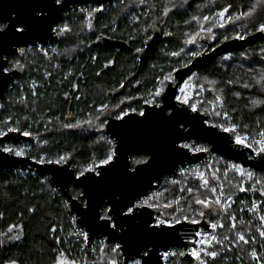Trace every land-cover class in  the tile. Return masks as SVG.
<instances>
[{"label": "trees", "instance_id": "obj_1", "mask_svg": "<svg viewBox=\"0 0 264 264\" xmlns=\"http://www.w3.org/2000/svg\"><path fill=\"white\" fill-rule=\"evenodd\" d=\"M123 1L102 7L95 3L77 5L64 13L59 22L67 23L72 29L66 37H59L53 44L25 48L30 51L24 56L15 52L7 57V69L16 68L15 62H23L21 64L24 72L7 88L4 98L0 99V105L3 106L0 107V129L6 131L8 127H18L21 133L29 131L35 142L9 140L1 145L2 149H23L24 156L36 161L56 160L60 156H67L71 159L72 168L79 175V172L93 161L98 163L104 158L108 145L103 138L111 139L104 134V128L96 127L98 122L95 115L99 106L108 105V108L119 109L124 103L140 98L141 102L137 104L142 107L143 102L151 98L150 93L155 90L158 80L174 68L181 69L184 68L182 64L192 62L193 58L186 55L189 49L208 53L237 34L246 38L259 32L257 28L264 23V0H197L190 6L192 12L174 11L167 16H164L166 9L184 8L178 5L179 0H143V3H147L142 4V13H124L121 10L123 8L137 10L138 0ZM229 5L231 7L226 17H233V22L229 23L225 19L224 28H213L215 39H211L210 43L206 41L195 45L183 44L187 38L185 34H193L200 28V24L192 20L193 16L212 18ZM96 8L101 11L94 12L92 29L89 30L85 16ZM253 8L255 11L251 18L235 20L239 13L248 12ZM79 9H85L86 12L81 13ZM210 23L205 27L210 26ZM153 24L164 27L166 33L170 32L172 35H167V39L154 51L152 60L140 70L136 79L128 81L130 75L137 73V65L132 62L131 53L116 54L114 49L96 45L95 41L101 34L112 38L131 36L129 38H132V49H140L146 35L151 33ZM115 25H118L116 29ZM225 36L229 38L224 40ZM46 46L54 47L56 51L48 50L47 56L42 51H37V47ZM181 47L185 48L184 54L180 57L171 56V52L179 51ZM226 56H230V59H225ZM113 59L114 64L105 69L103 64ZM175 73L173 72L174 82H167L166 88L176 84ZM193 74L197 77L194 84L204 87H194L197 97L191 102L197 104L200 109L198 112L205 115L208 122L225 126L236 125L238 134L249 133L258 136V133L264 130V104L252 103L254 100L264 101V82L258 83L261 77H264V39L221 56L214 63L196 70L188 77ZM213 81L215 83H212ZM244 84L249 87H243ZM216 97L223 101V108ZM209 101L215 103L209 104ZM69 107L74 112V120L66 119ZM213 107L216 111H227L230 118L225 120L222 116L212 115ZM127 108L131 110V106ZM204 109L208 110V114H205ZM88 119L93 121L91 126L86 123ZM6 121L8 123H5ZM77 123L79 127L64 126ZM230 135L233 139L234 134ZM182 143L208 149V156L202 159L207 177L211 180L213 170L219 169L216 175L220 176V181L211 180L212 186L218 187L223 183L225 195L233 198L229 201L230 207L227 211L219 206L204 209L206 216L201 222H220L224 227L218 229L217 237H231V240L215 245L213 250L219 253L215 260L210 257L204 259L208 264H264V238L259 235V229L264 225V222L259 220V216L264 214V196H261V186L257 183L258 180L264 179V170L243 166L247 171L253 172L252 180L240 177L232 171H228L225 178L223 172L234 162L213 154L210 146L203 140L190 139ZM167 179L169 177L164 179L162 185L171 187L165 184ZM200 183L194 177H188L187 186L194 187ZM237 183L246 188L255 185L258 190L240 192L234 187ZM80 191V188L71 185L68 187L71 197ZM179 195L188 194H181L178 188L166 193L169 200ZM199 195L201 198L212 196L204 189H201ZM188 199L191 200V197ZM253 199L260 203L256 213L248 211V208L252 207ZM65 202L68 204L67 208ZM181 206L184 207L185 214H196L187 208L184 201H181ZM200 207L193 205L197 211ZM230 215L236 217L235 229L231 228ZM73 218L77 217L70 214L67 197L52 186L48 176L29 170L24 174L19 170L0 172V264H12L13 261L16 264H55L61 252L68 260H75L76 264H84L85 261L87 264H92L93 261L101 264L106 258L101 256L99 249L95 254L89 249L81 252L80 244L67 237L73 227ZM241 221L244 223L241 224ZM12 225H16V228L8 232ZM52 228L57 231L53 233L50 231ZM237 232L243 233L246 239L255 237V241L244 244L238 240ZM17 234L20 239L13 240L12 237ZM56 237L60 238L59 244L56 243ZM179 251H183V248H177V252ZM252 251H256L260 260L252 258ZM181 260L192 263V259L185 256L181 257Z\"/></svg>", "mask_w": 264, "mask_h": 264}, {"label": "snow or ice", "instance_id": "obj_2", "mask_svg": "<svg viewBox=\"0 0 264 264\" xmlns=\"http://www.w3.org/2000/svg\"><path fill=\"white\" fill-rule=\"evenodd\" d=\"M143 2V0H141ZM32 13L31 17L27 20H19L14 22L11 25L12 31L19 35L20 38H23L26 33H28L34 25H44L47 24L52 33L59 37H66L72 29L67 23H59L58 20L52 19L53 13H59L63 11L65 5V0H33L31 3ZM223 8L221 11L216 13L215 17L210 18L209 16H193L192 20L200 24V28L197 32L193 34H185L187 36L184 39V45H195L197 39L201 36V33L207 32L212 33L213 28L219 27L224 28V20L227 19L229 23L233 22V17L227 16L229 8ZM81 13H85V9H79ZM101 11L100 8H96L92 11L86 13V27L92 29V19L94 12ZM171 9H166L164 11V16L168 15V12ZM255 8L248 12H241L235 17V20L240 19H249L253 16ZM219 19H216V18ZM202 21V22H201ZM211 21V23H210ZM210 26L205 27L206 24ZM153 27L155 25L153 24ZM9 24L0 23V37L7 36L9 34ZM257 31L264 33V23H261L257 28ZM166 35H172V33H165ZM212 39H215V36H211ZM229 37L225 36L223 39L227 40ZM233 39H245V36L237 34L232 37ZM17 51L21 56H24L27 51L30 49L18 48ZM37 51H42L45 56L48 55V51L42 48L37 47ZM55 52V49H52ZM143 49H137V52H141ZM185 53V48L181 47L179 51L171 52V56L180 57ZM204 52L196 51L189 49L186 53L187 56L195 59ZM225 59H230V56L224 57ZM5 59L4 56H0V60ZM107 66V65H106ZM188 63L182 64V67H188ZM16 68H22V65L19 62H15ZM179 68H174L172 72H169L168 75L163 76L157 82L155 90L150 93L151 98L145 100V103L151 104L156 108H162V101L158 98L164 96L166 91V83L174 82L173 72H178ZM197 79L196 75L188 77V80L185 82L184 87L180 88L181 95L176 96V100L183 104L187 105L192 112H198L200 109L197 107L196 103H192L190 97L186 94V89L199 87L203 89L204 85H195L194 81ZM264 82V77H261V81L258 83ZM212 83H215L214 81ZM229 83H232L229 81ZM123 87V84L121 85ZM243 87L248 88V84H244ZM214 91V89H213ZM239 95V94H237ZM216 100L220 102V107L223 108V101L220 100V97H216ZM209 104H214V101H209ZM253 105L264 104V101H252ZM0 107H3L0 105ZM119 108V105H117ZM35 111V109H33ZM205 114H208V110L204 109ZM115 115L113 116V113ZM132 113H136L138 116L147 118V113L144 110L131 109ZM212 115L217 117H223L225 120L229 119V113L227 111L221 112L216 111V108H212ZM130 112L120 108L117 112L115 109H109L108 105H103L97 109L95 119L98 122L96 127L103 129L108 121L109 117L114 118L118 121H123L125 117H128ZM164 121L171 124L175 121V115L171 111H161L157 113ZM27 119V117H25ZM5 123H8L7 121ZM88 125H92V119L86 121ZM210 127L219 128L220 130L226 133L234 134V142L237 145H240L244 148L250 149L253 155L250 157L255 159L257 157L264 158V130L258 133L260 139H250L246 134L240 135L237 132V126H225L224 124H216L205 121ZM66 128L79 127L77 123L75 125L66 124ZM175 127L179 130L188 131L185 128L183 122L175 121ZM21 131L18 127H8L5 131L0 129V136H5L8 132H19ZM23 136H31L32 133L29 131H23ZM182 139V137H179ZM105 143L108 145L106 155L98 163L93 161L87 167L82 169L79 172V175L76 177L82 184L86 185L85 190H82L70 199L77 200L80 202L81 206L94 213V218L97 225L104 230L108 231V235L113 237L115 243L102 242L99 248L101 256L106 259L101 262V264H158L160 260L164 261V264H168L170 258L177 256L183 257L186 255L184 251H172L166 250L163 252H157L154 247L155 239L167 235L166 229H175L177 225L187 222L189 224H200L201 221L205 218L206 213L204 209H211L214 206H219V208L227 211L230 207L229 201L233 198L232 196L225 195V189L223 183H220L218 187L212 186L211 180L220 181V176L216 175V172L219 169H214L211 174V180L205 175V173L200 172L198 169H179V175L183 179L171 178L165 181V184L171 187H165L160 184L159 178H155V185L150 181L149 188L143 192H138L134 196H129L126 193V187L134 184L139 180L144 174L152 170L159 161V149L158 146L153 144H147L144 147L136 148L133 150L134 154L130 153L127 160L129 162L124 163L122 171L115 182H113L111 173L116 170L120 164L121 148L117 146V142L113 139L103 138ZM47 143V141H45ZM171 149L173 151L179 152L180 150H189L193 152H206L208 149L197 147L189 143H178L173 140L171 143ZM3 151L12 153L16 156H24L25 152L23 149H13L11 147H6ZM68 160L67 156H60L56 160H44L41 159L39 163H55L62 164L66 163ZM228 171L237 173L240 177H247L248 180H252L254 177L253 172L247 171L243 166L232 163L229 168L223 172V176L227 178ZM91 175H88V174ZM194 177L199 180L201 183L194 186H187V181L189 176ZM231 185V182H229ZM260 184V194L264 196V179L258 180ZM91 185V187H88ZM234 187L238 188L240 192L246 191H257L255 185H251L246 188L243 184L237 183ZM173 188H178V191L183 194L187 193V196L179 195L174 196L173 199L169 200L166 196V193L172 192ZM154 189V190H153ZM201 189H204L207 192L212 194L211 197L201 198L199 195ZM219 193V194H217ZM191 197V200L188 199ZM224 197V199H222ZM181 201H184L187 205V208L190 211L195 212L193 216L185 214V209L181 206ZM193 205H199L200 210H195ZM65 207H68L67 202H65ZM147 209H153L158 214L153 216L151 212H146ZM171 209V212L166 210ZM259 210V206L253 203L252 207L248 208V211L256 213ZM244 211V209H241ZM231 228L235 229L236 217L230 215ZM259 220L264 222V214L259 216ZM72 223H75V218H73ZM244 221H241L243 224ZM22 227V226H21ZM210 227L212 229L223 228L222 223H211ZM16 228V225H12L8 232ZM50 231L55 233L56 228H52ZM77 235L83 237L85 241L89 240V232L79 230ZM195 236L200 237L199 240H192L194 244L202 245L201 248L197 249L193 247L190 253H187L195 259L197 264H208V261L204 257H210L213 260L217 258L219 253L215 250H209L215 247V245H221L223 241L231 240V237L224 236L223 239L218 238L216 235H212L206 232L197 231L194 234ZM259 235L261 238H264V225L259 229ZM236 236L240 242L244 244H249L255 241V237L245 238L244 234L237 232ZM13 240H19L20 235L17 234L12 237ZM56 243L59 244L60 238L56 237ZM206 246V247H203ZM95 251V249H93ZM251 256L255 260H260V257L257 255L256 251H252ZM154 257L156 260L154 261ZM12 264H16L15 261ZM55 264H76L75 260L65 259V254L60 253V258L55 261ZM84 264H87L85 261ZM92 264H96V261H93Z\"/></svg>", "mask_w": 264, "mask_h": 264}, {"label": "water", "instance_id": "obj_3", "mask_svg": "<svg viewBox=\"0 0 264 264\" xmlns=\"http://www.w3.org/2000/svg\"><path fill=\"white\" fill-rule=\"evenodd\" d=\"M116 0H65V7L59 13H53L52 19L60 20L64 13L70 11L80 4H97L104 6L112 4ZM33 0H0V22L8 23L9 34L0 37V56L5 59L0 60V99H3L7 88L18 78L21 73L17 70L6 71L7 57L14 54L20 47H31L39 44L48 45L57 41L58 37L52 33L47 24L34 25L32 29L20 38L18 34L12 31L11 25L19 20H27L31 17ZM259 39H264V33L257 32L245 39L227 40L208 53L195 58L188 67L181 68L175 73L177 80L175 85L166 88L165 94L161 97L162 108H156L152 105H145L144 111L147 118L138 116L136 113H130L123 121L111 119L104 127V134L117 142V146L121 148L120 164L116 170L111 173L113 182H115L123 169L130 153L133 150L144 147L147 144L158 146L159 161L157 165L144 174L134 184L126 187V193L134 196L138 192H143L149 188L151 181L155 185V178H159L160 184L168 176H176L180 167L185 164L195 165L203 158L208 156V152H193L189 150H180L179 152L171 149L173 140L178 143L186 140H203L210 146V151L230 160L241 166L250 169L264 170V158L252 159L248 155V150L234 143L230 133H226L219 128L210 127L205 123L207 118L200 112H192L187 105L180 104L176 100L178 88L184 80L196 70L214 63L219 57L231 54L235 51L243 49L247 44L253 43ZM100 43L107 47H119L123 43L113 41L111 39H102ZM171 111L175 115V121L183 122L188 131L179 130L175 127V121L171 124L164 121L156 115L161 111ZM179 137H182L180 139ZM9 140L16 141H33L31 136H23L21 132H8L5 136H0V172H10L15 170L31 171L33 173L48 176L50 183L54 188L62 192L68 199L69 212L77 217L78 224L89 232L88 244L91 245L94 240L105 238L108 243H115L116 240L108 235V231L101 229L94 218V213L84 209L80 202L70 199L68 192L69 185L85 190L86 185L76 179L78 174L72 168L71 159L66 163H39L31 159L29 156H16L14 154L3 151L1 145ZM88 175H91L90 173ZM91 187V185H88ZM154 190V189H153ZM153 216L157 212L153 209H147ZM187 222L181 223L175 229H166L167 235L156 238L154 247L157 252L166 251L170 248L187 249L181 232L184 230ZM197 225V224H196ZM199 225L208 227L209 224L201 222ZM188 256H186L187 258ZM154 261L156 257L153 258ZM158 264H163L160 260Z\"/></svg>", "mask_w": 264, "mask_h": 264}, {"label": "flooded vegetation", "instance_id": "obj_4", "mask_svg": "<svg viewBox=\"0 0 264 264\" xmlns=\"http://www.w3.org/2000/svg\"><path fill=\"white\" fill-rule=\"evenodd\" d=\"M116 1H119V0H116ZM115 1V2H116ZM148 1V0H147ZM147 1L145 2V3H143V2H141L140 0H139V2H138V12H137V10H133V11H131V10H128V9H121L124 13H128V12H132V13H142V11H143V7H142V4H146L147 3ZM194 1H197V0H179V4L178 5H181V6H183L184 8L183 9H180V10H171V11H169L168 13H173L174 11H183V12H192V11H190L191 10V8H190V6H192L193 4V2ZM114 2V3H115ZM123 2H125V0L123 1ZM102 7V6H101ZM117 26L118 25H115V29L117 28ZM167 31H166V29L163 27H159V26H155V27H153L152 28V31H151V33L150 34H147L146 35V37H145V39H144V43H143V47L142 48H140V49H143V51H141V52H137V49H132V38H129V37H131V36H127V38H112L111 36H107V34H101V36H99L97 39H96V41H95V44L96 45H102L101 47H107V46H105L104 44H102V43H100V41L102 40V39H111V40H113V41H117V42H121V43H123V45L122 46H119V47H110V48H112V49H114V53H116V54H122V53H126V54H128V53H131V58H132V62H134L136 65H137V73H133L132 75H130L129 77H128V81L129 80H135L136 79V77H137V74L140 72V70L145 66V65H147L151 60H152V58H153V55H154V51L155 50H157L158 48H160V46L164 43V40H166L167 39V35L165 34ZM213 34L212 33H203V34H201V36L197 39V43L199 44V43H204V42H206L207 41V43H210V41H211V36H212ZM131 42V43H130ZM208 45H210V44H208ZM20 48H24V47H20ZM27 48H29V47H27ZM39 48H42V47H39ZM51 49H53V48H51ZM16 52H18V51H16ZM114 62H115V60L113 59V60H110L109 62H107V63H104L103 64V66H104V68L105 69H107V68H110V66L111 65H113L114 64ZM23 64V62H20V64ZM21 64V65H22ZM107 65V66H106ZM12 70H17V71H19L20 73H21V75L23 74V72H24V70H23V65H22V68H13V69H7L6 68V71H12ZM82 77V76H81ZM78 90H75V92H77ZM120 92V91H119ZM69 97V96H68ZM67 97V98H68ZM160 100H161V98H160ZM139 102H141V99L140 98H138V99H136V98H134V99H132L130 102H128V103H124L122 106H121V108H125V110H127V111H129L130 113H132L131 112V110H129L127 107L128 106H131V108L130 109H136L137 110V112L139 111V110H144V106L145 105H151V104H147V103H145V102H143V105H142V107H139L138 106V104L137 103H139ZM133 104V105H132ZM141 104V103H140ZM153 106V105H152ZM101 106H99L98 107V109L100 108ZM109 109H113V108H109ZM120 110V108L119 109H115V111H119ZM169 111V110H168ZM67 116H66V119L67 120H74L75 119V115H73L74 114V112H72L71 110H70V107H69V109L67 110ZM115 115V112L113 113V116ZM111 119H114V118H112V117H109L108 118V121L109 120H111ZM107 121V122H108ZM32 137V136H31ZM33 138V137H32ZM25 142H27V143H34L35 142V140H34V138H33V141H25Z\"/></svg>", "mask_w": 264, "mask_h": 264}, {"label": "built area", "instance_id": "obj_5", "mask_svg": "<svg viewBox=\"0 0 264 264\" xmlns=\"http://www.w3.org/2000/svg\"><path fill=\"white\" fill-rule=\"evenodd\" d=\"M57 37L59 38V36H57ZM185 82H186V81H184V82L181 84V86L178 88L177 93H176V96L181 95V93H180V88H181V87H184ZM186 94L190 97V100H191V101H192L194 98L197 97V95H196L195 92H194V88L186 89ZM180 104H181V103H180ZM245 134H246L250 139H260L259 135H258V136H253V135H251V134H249V133H243V134H240V135L243 136V135H245ZM233 141H234V138H233ZM234 143H235V142H234ZM235 144H236V143H235ZM236 145H237V144H236ZM238 146H240V145H238ZM246 149H247V148H246ZM247 150H248V155L251 157V156L253 155V153L251 152L250 149H247ZM257 158H259V157H257ZM204 166H205V165H203L202 160H200V161H199L197 164H195V165L185 164L184 166L180 167V169H181V168H184V169H190V170H191V169H198L200 172L205 173V168H204ZM19 172H20L21 174H24L25 171H23V170H19ZM205 175H206V174H205ZM168 177H169V179H171V178H176V179H178V177H180V175H179V170H178L176 176H168ZM189 177H190V176H189ZM253 203H255L256 205L260 206L259 201L256 200V199H253V200H252V205H253ZM72 220H73V219H72ZM72 220H71V222H72ZM218 223H220V222H218ZM72 224H73V227L71 228V230H70V232H69V235H68L67 237H71V238H73V239L75 240L76 243H79V244H80V251H81V252H84L86 249H89L90 252H91L92 254H95L96 250H98V249L100 248L101 243H102V242H107V240H106L105 238H103V239L94 240V241L92 242V244L89 245V244H88V241H85V240L83 239L82 236L76 234V233H77L79 230H81V229H82L83 231H86L83 227H81V226L78 224L77 218H75V223H72ZM76 225H77V226H76ZM218 229H219V228H218ZM218 229H212V228L210 227V224L208 225V227L203 226V225H199V224H197V225H193V224H189V223H188V225L185 226V228H184V230L181 232V234H182V237H183L184 241H185L186 244H187V249H186V250H183V251L186 253L185 257L188 256V258H191V259H192V263H191V264H197V262L195 261V259H194L193 257H191L190 255H188L187 253H190V252H191V249H192L193 247H196L197 249H199V248L202 247V245H200V244H194V243L191 242L192 240H199V239H200V237L194 235L195 232H197V231H202V232H206V233H209V234H212V235H216V236H217V235H218ZM95 242H96V243H95ZM107 243H108V242H107ZM203 247H206V246H203ZM181 248H182V247H181ZM93 249H95V251H93ZM169 250L177 251V248H170ZM209 250H213V248H212V249H209ZM161 252H163V251H161ZM163 264H164V261H163ZM168 264H188V263H187V262H184L183 260H181V257H180V256H177V257H174V258H170L169 261H168Z\"/></svg>", "mask_w": 264, "mask_h": 264}, {"label": "rangeland", "instance_id": "obj_6", "mask_svg": "<svg viewBox=\"0 0 264 264\" xmlns=\"http://www.w3.org/2000/svg\"><path fill=\"white\" fill-rule=\"evenodd\" d=\"M141 1V0H140ZM136 2H139V0L138 1H136ZM51 48H54V47H51V46H46L45 48H42V49H45V50H51ZM186 81V80H185ZM206 174V173H205ZM191 176V175H190ZM207 176V175H206ZM60 258V257H59ZM58 258V259H59ZM65 259H67L66 257H65ZM259 264H261L260 262H259Z\"/></svg>", "mask_w": 264, "mask_h": 264}]
</instances>
